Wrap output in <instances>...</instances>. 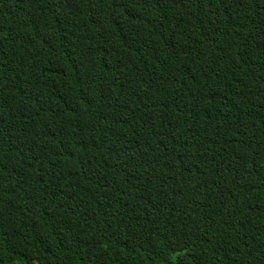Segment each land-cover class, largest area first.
I'll return each instance as SVG.
<instances>
[{
    "label": "trees",
    "instance_id": "obj_1",
    "mask_svg": "<svg viewBox=\"0 0 264 264\" xmlns=\"http://www.w3.org/2000/svg\"><path fill=\"white\" fill-rule=\"evenodd\" d=\"M0 264H264V0H0Z\"/></svg>",
    "mask_w": 264,
    "mask_h": 264
}]
</instances>
